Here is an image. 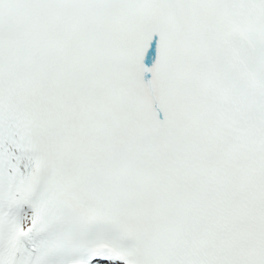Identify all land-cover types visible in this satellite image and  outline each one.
<instances>
[{
  "label": "snow or ice",
  "instance_id": "obj_1",
  "mask_svg": "<svg viewBox=\"0 0 264 264\" xmlns=\"http://www.w3.org/2000/svg\"><path fill=\"white\" fill-rule=\"evenodd\" d=\"M0 264H264V0H0Z\"/></svg>",
  "mask_w": 264,
  "mask_h": 264
}]
</instances>
